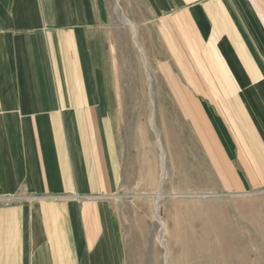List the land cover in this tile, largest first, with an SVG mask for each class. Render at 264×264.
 I'll return each mask as SVG.
<instances>
[{
	"label": "crops",
	"instance_id": "1",
	"mask_svg": "<svg viewBox=\"0 0 264 264\" xmlns=\"http://www.w3.org/2000/svg\"><path fill=\"white\" fill-rule=\"evenodd\" d=\"M139 3L168 44L171 132L226 191L263 192L264 0ZM100 5L0 0V264H119L124 166L97 65Z\"/></svg>",
	"mask_w": 264,
	"mask_h": 264
},
{
	"label": "rangeland",
	"instance_id": "2",
	"mask_svg": "<svg viewBox=\"0 0 264 264\" xmlns=\"http://www.w3.org/2000/svg\"><path fill=\"white\" fill-rule=\"evenodd\" d=\"M100 2L97 65L115 98L124 166L111 201L117 262L184 264L182 255L208 245L223 253L224 264H264V191H226L199 147L171 132V121L178 122L160 18L139 0Z\"/></svg>",
	"mask_w": 264,
	"mask_h": 264
},
{
	"label": "bare ground",
	"instance_id": "3",
	"mask_svg": "<svg viewBox=\"0 0 264 264\" xmlns=\"http://www.w3.org/2000/svg\"><path fill=\"white\" fill-rule=\"evenodd\" d=\"M154 217L159 220L158 218L159 216L157 217L156 212ZM204 238H205L204 239V244H205L207 240V236ZM232 256H236V255L233 254ZM180 259L182 260V262H184V264H224L223 253L218 251L217 249L209 247L208 245L207 246L203 245L202 251L189 255L187 254V256L182 255Z\"/></svg>",
	"mask_w": 264,
	"mask_h": 264
}]
</instances>
